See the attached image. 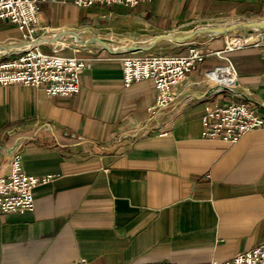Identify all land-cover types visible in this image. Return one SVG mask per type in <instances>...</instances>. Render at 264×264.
<instances>
[{
	"label": "crops",
	"instance_id": "obj_1",
	"mask_svg": "<svg viewBox=\"0 0 264 264\" xmlns=\"http://www.w3.org/2000/svg\"><path fill=\"white\" fill-rule=\"evenodd\" d=\"M40 14L53 42H87L77 54L92 65L71 97L0 85V176L17 152L27 175L51 177L34 190L33 212H0V264L222 263L264 244V130L236 144L202 135L207 105L247 102L264 113V40L227 54L238 76L232 90L206 78L227 65L208 57L157 114L153 81L126 87L121 62L157 55L163 43L153 40L166 34L167 55L192 43L222 50L231 35L247 34L235 20L264 19V0H152L135 8L56 0L42 3ZM216 27L225 33L211 32ZM254 29L251 37L264 31ZM20 40L0 22V57Z\"/></svg>",
	"mask_w": 264,
	"mask_h": 264
},
{
	"label": "built area",
	"instance_id": "obj_2",
	"mask_svg": "<svg viewBox=\"0 0 264 264\" xmlns=\"http://www.w3.org/2000/svg\"><path fill=\"white\" fill-rule=\"evenodd\" d=\"M56 0H0V22L13 25L21 35L18 49L0 57V85H23L42 89L52 97H71L81 92V75L92 65V59L78 55L81 47L65 41L53 42L48 29L40 23V5ZM79 8L95 6H121L135 8L152 0H73ZM253 18H238L235 23H255ZM264 23V19L260 20ZM254 29V28H253ZM256 31V29H254ZM258 31V30H257ZM236 35L226 39L222 50L208 45L192 43L187 52L180 55L157 54L147 57L131 55L121 59L123 80L126 87L135 82L151 80L156 90L153 114L169 108L177 99L176 88L193 74L208 57L224 60L226 66H217L206 72V78L226 90H232L238 82L236 69L227 54L247 47H260L264 31L257 39ZM233 38L240 40L231 44ZM73 55H66L67 50ZM222 68H229L228 81H223ZM202 135L208 140H220L236 144L244 135L264 130V113L247 102L228 105H207L202 117ZM51 180L50 176L27 175L19 153L12 155L9 174L0 176V212L28 213L35 210L34 190ZM144 264H177L172 262H149ZM207 264H264V244L235 255L226 262Z\"/></svg>",
	"mask_w": 264,
	"mask_h": 264
},
{
	"label": "rangeland",
	"instance_id": "obj_3",
	"mask_svg": "<svg viewBox=\"0 0 264 264\" xmlns=\"http://www.w3.org/2000/svg\"><path fill=\"white\" fill-rule=\"evenodd\" d=\"M40 17H41V14H40ZM234 22V21H233ZM233 22H230L229 24V26H237L235 23L233 24ZM218 24L219 25H221V26H224V25H226L227 24V21H224V22H218ZM233 24V25H232ZM219 25H217L218 27H219ZM218 27H216V28H218ZM220 28V27H219ZM218 28V29H219ZM245 31L247 32V34H243V35H246L247 37H248V35H250L251 36V34H252V31L251 30H249V28H245ZM249 36V37H250ZM158 38H160L161 40L159 41V42H156V44L155 45H158V43H160V42H162L163 43V46L162 47H159V49H158V51H157V53L156 54H162V53H166V54H171V52H172V48L170 47V45H168V43L166 42V39H169L170 37H169V34H166V35H163V36H157ZM231 37H235L234 35H231ZM251 38V39H250ZM248 40H254L256 37L255 36H252V37H250ZM171 39V38H170ZM173 39V38H172ZM234 40H237V39H233V41ZM176 44H178V42H175ZM161 48V49H160ZM149 49H154V48H148V49H146V50H149ZM137 50V49H136ZM144 50V49H143ZM185 51V50H184ZM174 55V54H173Z\"/></svg>",
	"mask_w": 264,
	"mask_h": 264
},
{
	"label": "water",
	"instance_id": "obj_4",
	"mask_svg": "<svg viewBox=\"0 0 264 264\" xmlns=\"http://www.w3.org/2000/svg\"><path fill=\"white\" fill-rule=\"evenodd\" d=\"M241 26L245 27V28H257V29H264V23H260V22H255V23H244ZM225 29H214L211 32H214V34H222L225 33ZM170 37V36H169ZM172 39V37H170ZM161 39L160 38H156L155 40H153L154 42H159ZM87 44V42L83 45H81L80 47H85ZM156 44V43H155ZM73 45V44H72ZM74 47H79L76 45H73ZM130 49L132 51H142L143 48H141L140 46L138 47H130ZM137 49V50H136Z\"/></svg>",
	"mask_w": 264,
	"mask_h": 264
},
{
	"label": "bare ground",
	"instance_id": "obj_5",
	"mask_svg": "<svg viewBox=\"0 0 264 264\" xmlns=\"http://www.w3.org/2000/svg\"><path fill=\"white\" fill-rule=\"evenodd\" d=\"M234 39V38H233ZM70 40V39H69ZM73 41H75V42H77L76 41V38H74L73 37ZM250 41V40H249ZM147 42V41H146ZM238 42H240V40H234L231 44H237ZM222 72H223V78H222V80L223 81H228L229 79H231L232 77L230 76V74H229V72H230V70H229V68H222V70H221Z\"/></svg>",
	"mask_w": 264,
	"mask_h": 264
}]
</instances>
